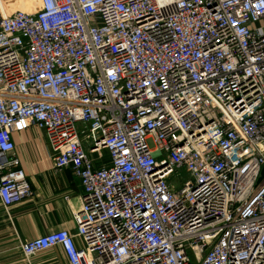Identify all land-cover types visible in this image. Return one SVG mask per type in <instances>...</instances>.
Listing matches in <instances>:
<instances>
[{
  "label": "built area",
  "instance_id": "obj_1",
  "mask_svg": "<svg viewBox=\"0 0 264 264\" xmlns=\"http://www.w3.org/2000/svg\"><path fill=\"white\" fill-rule=\"evenodd\" d=\"M39 3L0 17V201L9 213L33 195L13 139L24 125L84 193L75 232L22 253L264 264V0Z\"/></svg>",
  "mask_w": 264,
  "mask_h": 264
},
{
  "label": "crops",
  "instance_id": "obj_2",
  "mask_svg": "<svg viewBox=\"0 0 264 264\" xmlns=\"http://www.w3.org/2000/svg\"><path fill=\"white\" fill-rule=\"evenodd\" d=\"M18 1L22 2L11 1L15 10H25L20 6H28L26 0L20 4ZM8 2L0 0V17L8 14L6 6L12 5ZM13 139L33 195L12 207L9 213L0 201V264H70L60 246L29 258L18 246L20 241L57 230L75 232L74 213L81 209L83 202L81 180L70 168L54 169L53 150L45 130L35 125H24L14 131ZM78 242L81 243L80 240Z\"/></svg>",
  "mask_w": 264,
  "mask_h": 264
},
{
  "label": "rangeland",
  "instance_id": "obj_3",
  "mask_svg": "<svg viewBox=\"0 0 264 264\" xmlns=\"http://www.w3.org/2000/svg\"><path fill=\"white\" fill-rule=\"evenodd\" d=\"M10 2H8L9 4L11 3L12 4V2L11 1H14V0H9ZM20 1H24V0H20ZM34 1H36L35 2V5L34 6H37V8L35 9V10H38V9H40V3H39V0H34ZM22 2H19L18 1V3L17 4H20V3H22ZM27 3H28V1H26ZM1 4H3V1H1ZM14 5L15 4H12L11 6L10 5H7L6 6V12L9 14L10 12H12L13 10H15V7H14ZM26 7H23L25 10L26 9H28L27 8V5H25ZM28 6H29V3H28ZM14 7V8H13ZM16 8H18V7H16ZM21 8V7H20ZM178 173H180V174H178ZM185 175H187V173H186V171L184 170V169H182V170H180L179 172H177V173H174L171 177H170V181H172L175 185H176V187H179L180 185H182L181 184V176H182V179L183 180H186L187 179V176H185Z\"/></svg>",
  "mask_w": 264,
  "mask_h": 264
},
{
  "label": "bare ground",
  "instance_id": "obj_4",
  "mask_svg": "<svg viewBox=\"0 0 264 264\" xmlns=\"http://www.w3.org/2000/svg\"><path fill=\"white\" fill-rule=\"evenodd\" d=\"M26 1H28V3H29V6H27V8H28L27 10H35L37 8V6H34L36 1H34V0H26ZM20 7L23 8L24 6H20Z\"/></svg>",
  "mask_w": 264,
  "mask_h": 264
},
{
  "label": "water",
  "instance_id": "obj_5",
  "mask_svg": "<svg viewBox=\"0 0 264 264\" xmlns=\"http://www.w3.org/2000/svg\"><path fill=\"white\" fill-rule=\"evenodd\" d=\"M263 173H264V171H263Z\"/></svg>",
  "mask_w": 264,
  "mask_h": 264
}]
</instances>
